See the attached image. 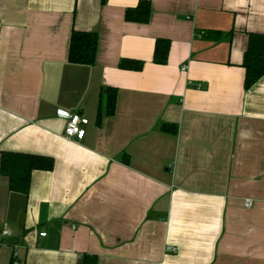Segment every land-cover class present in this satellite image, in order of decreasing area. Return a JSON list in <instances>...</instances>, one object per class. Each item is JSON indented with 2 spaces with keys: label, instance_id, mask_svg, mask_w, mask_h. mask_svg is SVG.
<instances>
[{
  "label": "crops",
  "instance_id": "0c3cea01",
  "mask_svg": "<svg viewBox=\"0 0 264 264\" xmlns=\"http://www.w3.org/2000/svg\"><path fill=\"white\" fill-rule=\"evenodd\" d=\"M138 2L0 0V152L53 159L27 195L0 173V264H264V75L246 90L242 67L264 0H149L125 20ZM72 30L97 33L92 65L68 60Z\"/></svg>",
  "mask_w": 264,
  "mask_h": 264
},
{
  "label": "trees",
  "instance_id": "16d2710c",
  "mask_svg": "<svg viewBox=\"0 0 264 264\" xmlns=\"http://www.w3.org/2000/svg\"><path fill=\"white\" fill-rule=\"evenodd\" d=\"M149 0H139L138 4L128 7L124 17L127 21L145 23L150 17ZM219 33V32H217ZM98 35L93 31L72 30L68 48V60L72 63L92 65L95 61ZM170 41L166 38H157L153 52L155 63L163 64L167 60ZM143 61L135 58H121L118 67L121 69L139 70ZM242 67L244 68V89L248 90L264 75V33L250 32L243 54ZM107 99V114L111 115L115 108V90L109 88ZM98 118L100 116L98 115ZM169 124H162L161 129L171 131ZM172 132H176L174 128ZM53 168V159L50 156L23 153L15 151L0 152V173L7 177L10 190L27 195L30 187L33 170L49 171ZM15 259L11 260V264ZM95 256L83 255L81 264H96ZM17 264H20L18 262Z\"/></svg>",
  "mask_w": 264,
  "mask_h": 264
},
{
  "label": "built area",
  "instance_id": "2783aa9c",
  "mask_svg": "<svg viewBox=\"0 0 264 264\" xmlns=\"http://www.w3.org/2000/svg\"><path fill=\"white\" fill-rule=\"evenodd\" d=\"M182 70L186 69V65H184L182 68ZM201 85L197 84V88H200ZM59 113L64 116L67 119V123L66 126L64 128V135L67 138H77V139H81L83 138L84 134H85V129L83 127V125H85L87 123V118L81 116L78 113H72V114H68L67 112H63L61 110H59ZM252 205V201L250 199L245 200V206H251ZM9 232L7 229L1 230L0 231V242L2 240V238L7 235ZM40 236H44L45 232H39ZM17 260H14L12 264H17Z\"/></svg>",
  "mask_w": 264,
  "mask_h": 264
}]
</instances>
